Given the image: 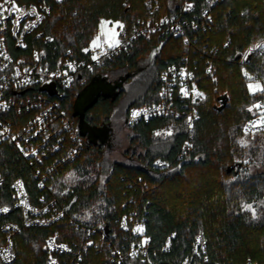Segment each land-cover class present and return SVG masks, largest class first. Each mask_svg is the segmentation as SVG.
Here are the masks:
<instances>
[{
  "label": "trees",
  "instance_id": "1",
  "mask_svg": "<svg viewBox=\"0 0 264 264\" xmlns=\"http://www.w3.org/2000/svg\"><path fill=\"white\" fill-rule=\"evenodd\" d=\"M194 1L191 14L201 16L207 8L211 18L209 29L194 32L197 42L186 43L171 33L139 38L129 50L87 75L83 83L78 78L70 88L55 92L54 97L79 126L83 151L47 180L48 188L40 186L35 166L12 143H0L4 177L0 209L10 208L8 215L0 213V226L20 221L11 186L18 177L34 203L56 198L68 206L63 219L43 227L21 226L13 235L17 264H45L49 236L58 232L59 241L75 246L88 239L85 228L104 231L109 238L102 241L99 233L92 235L97 246L82 249L84 264H117L111 250L117 246L126 254L131 233L121 228V219L133 212L145 219L143 234L135 240L148 239L151 264H264V170L251 173L248 169L249 162L264 166V131L245 136V147L237 142L245 124L257 115L258 101L264 99V51L254 50L241 60L248 47L264 40V0ZM160 3L161 15L181 6L178 0ZM145 16L143 0H63L53 4L39 27L51 41H30L27 51L44 48L50 66L56 67L68 51L77 58L85 56L84 49L102 19L120 20L130 28ZM185 56L197 59L195 80L202 92L196 99L198 119L192 130H187L183 116L156 117L131 126L124 121L135 152L127 155L128 161H107L111 143L104 136L90 137L80 116L84 125L110 126L113 132V116L124 90L115 98L99 95L74 116L78 97L96 77L127 75L145 61L147 71L136 79L141 93L128 104L125 119L132 106L159 99L162 72ZM251 82L259 83L260 89L251 91ZM161 130L168 134L156 135ZM187 139L193 147L184 152L181 147ZM157 160L165 164L159 166ZM198 233L207 241L201 256L196 254ZM56 255L60 264H70V255ZM124 264L148 263L139 256Z\"/></svg>",
  "mask_w": 264,
  "mask_h": 264
},
{
  "label": "built area",
  "instance_id": "2",
  "mask_svg": "<svg viewBox=\"0 0 264 264\" xmlns=\"http://www.w3.org/2000/svg\"><path fill=\"white\" fill-rule=\"evenodd\" d=\"M61 1L0 0V143H12L21 156L35 166L42 188L47 187V180L58 173L63 165L77 159L83 151L79 126L54 97V92L60 88H70L78 78L83 83L87 75L129 50L139 38L171 33L191 44L192 39L197 42L194 35L199 29L203 31L211 27L209 9H203L201 16L191 14L195 10L194 0H178L181 2L180 9L162 15L160 0H143L147 16L136 19L130 28L120 22L116 41L97 31L84 49V57L77 58L68 51L56 67H51L44 48L27 49L30 41H51V37L44 36L39 27L51 12L53 4ZM94 40L96 43L92 44ZM257 49L264 51V40L255 47H248L241 60L245 61ZM196 62V58L191 60L185 56L181 63L170 64L164 69L160 76L159 99L151 104L129 108L126 124L131 126L156 117L183 116L187 130L191 131L198 119L196 99L202 96L195 80ZM258 106L260 110L245 124L243 136L264 130V99L258 101ZM192 147L193 143L187 139L181 148L187 152ZM156 163L159 166L165 164L163 160ZM3 184L4 177L0 172V190ZM11 186L20 221H5L0 226L4 233L3 240L0 239V264H17L13 235L21 230V226H48L63 219L68 212V206L60 204L56 198L48 202L40 198L45 203H34L22 178H15ZM9 212V207L0 209L3 215ZM135 214L133 212L121 219V228L130 232L131 237L126 254L120 247L112 248V260L117 264H124L128 258L139 256L151 264L148 239L135 240L143 234L145 219H138ZM96 233L100 234L102 241L109 238L104 231L85 228L88 239L72 246L59 241V234L55 232L46 241L49 257L45 264H60L56 253L70 255V264H84L82 249L96 245L92 239ZM195 243L196 254L201 256L207 246L202 233L195 236Z\"/></svg>",
  "mask_w": 264,
  "mask_h": 264
},
{
  "label": "rangeland",
  "instance_id": "3",
  "mask_svg": "<svg viewBox=\"0 0 264 264\" xmlns=\"http://www.w3.org/2000/svg\"><path fill=\"white\" fill-rule=\"evenodd\" d=\"M120 20H112V19H102L99 23L98 34H103L107 38H112L114 41L117 40L118 35V27L120 25ZM96 41L94 40L92 44H95ZM145 61L141 62V70L137 74L138 77L142 76L146 71L145 68L146 64ZM123 74L118 73H111L104 76L96 77L88 87L82 92V95L77 99L76 109L79 113H81L86 106H88L99 94H116L120 92V90H124V93L120 99L119 106L116 108L113 122H112V130L110 126H105L103 128H93L88 125H84L85 130H89L94 136L100 135L106 138V141L110 144V150L106 153V159L109 162L113 161H128L127 155L129 153L135 152L130 147V131L124 126V111L126 110L128 104L135 99L139 93V85L136 82V79L133 78L131 80H126L122 77ZM261 85L257 82H251L249 85H253V88L250 89L251 91L258 90L255 88L256 85ZM260 89V88H259ZM256 107L260 110L259 106ZM88 126V127H86ZM259 131V132H263ZM256 132V133H259ZM255 133V134H256ZM168 131L161 130L157 132L156 135L164 136L167 135ZM241 141H244L242 144ZM237 142L241 147H245L248 143V139L245 136H241L237 138ZM140 150V149H138ZM137 151V150H136ZM248 161V160H247ZM246 161V162H247ZM249 162V161H248ZM248 169L251 173L259 172L264 170V166L262 165H255L253 163H248ZM211 187V186H210ZM210 191V190H209Z\"/></svg>",
  "mask_w": 264,
  "mask_h": 264
},
{
  "label": "flooded vegetation",
  "instance_id": "4",
  "mask_svg": "<svg viewBox=\"0 0 264 264\" xmlns=\"http://www.w3.org/2000/svg\"><path fill=\"white\" fill-rule=\"evenodd\" d=\"M143 69H146L145 71H147V67L143 68ZM141 70V67L139 68V70H136V71H133V72H130L129 74L127 75H123L122 77L125 78L126 80H131L132 78L135 80L138 78L137 74L140 72ZM125 123H126V118L124 119ZM87 125V124H85ZM88 127V126H86ZM94 128V127H93ZM87 133L90 135V137L92 138H95V136L88 130ZM113 133V132H112ZM97 137V135H96Z\"/></svg>",
  "mask_w": 264,
  "mask_h": 264
},
{
  "label": "water",
  "instance_id": "5",
  "mask_svg": "<svg viewBox=\"0 0 264 264\" xmlns=\"http://www.w3.org/2000/svg\"><path fill=\"white\" fill-rule=\"evenodd\" d=\"M53 94H55V92H54ZM118 94H119V92L116 93V94H104V95H106V96H111V95H112V96H114V98H115ZM99 95H101V94H99ZM99 95H98V96H99ZM98 96H96V98H95V99H94V100H93L88 106H86L85 109H84L82 112H84L88 107H90V106L96 101V99H97ZM79 97H80V96H79ZM82 112H81V113H82ZM81 113H79V112L76 110V111L74 112L73 115L76 116V115L81 114ZM80 117H81V125H82V128H83V127H84V122H83V119H82V114H81ZM95 137H96V135H95Z\"/></svg>",
  "mask_w": 264,
  "mask_h": 264
},
{
  "label": "snow or ice",
  "instance_id": "6",
  "mask_svg": "<svg viewBox=\"0 0 264 264\" xmlns=\"http://www.w3.org/2000/svg\"><path fill=\"white\" fill-rule=\"evenodd\" d=\"M93 58L95 59V57H93ZM249 88L252 89V88H253V85H249ZM255 88L259 89L260 86L257 84V85L255 86ZM261 90H264V89H261ZM262 119H264V117H262ZM241 143L243 144L244 141H241ZM246 207H251V206H250V205H246ZM137 230H140V229H137Z\"/></svg>",
  "mask_w": 264,
  "mask_h": 264
}]
</instances>
